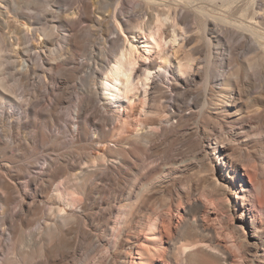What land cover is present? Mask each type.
<instances>
[{
    "label": "bare ground",
    "instance_id": "bare-ground-1",
    "mask_svg": "<svg viewBox=\"0 0 264 264\" xmlns=\"http://www.w3.org/2000/svg\"><path fill=\"white\" fill-rule=\"evenodd\" d=\"M6 2V5L0 2V14L4 15L0 22H4L10 29L9 33L14 35L10 40L7 33L0 34V88L11 101V107H14L11 96L14 88L6 76L8 58L13 59L12 63L26 82L33 75L41 76V72L45 81L48 77L54 79L55 73H64L67 86L77 75L76 69L69 67L74 63L70 48H79L92 56L95 53L93 42L97 37L107 44L100 49L103 63L97 59L95 62L91 57L95 62L90 64L93 89L91 95L81 93L77 100L74 108L75 135L86 138L91 133L96 145L111 143V136L118 141L106 147L105 152L82 158L75 165L78 171L69 173L63 180H59V172L65 166L52 170L49 163L44 167L43 171L47 173L41 180L30 176L28 182L40 192L48 193L53 189L50 218L37 227L36 248L20 250L23 253L16 255L19 248H24L26 230L33 224L25 215L26 203L21 200L16 216L20 217L18 226L23 235L15 244L12 238L14 255L7 256L3 264H71L68 250L76 252L77 248L74 242L64 241L63 235L71 231L80 211L95 208L93 195L101 186L97 180L102 178L109 180V186H116L118 194L114 197L119 200L114 205L108 202L100 210L109 214L103 222L105 231L116 230L114 256L110 260L107 258L104 264H259L245 253L257 250L260 245L264 251V164L259 162L250 148L252 146L248 145L253 141L256 143L253 146L264 142V0H135L144 10L134 19L135 24L122 18L119 12L114 16L119 34L117 37L107 35L106 38L104 35L111 29L109 15L94 9L93 0L84 1L83 9H73V12L60 15L63 17L61 26L68 27L70 31L63 38L60 35L53 38V29L38 28L37 24H43V19L23 11L19 0ZM97 13L101 16L97 17ZM82 22L87 24L81 25ZM197 23L205 33L202 39L207 46L203 40L200 42L198 36L190 35L197 29ZM90 26L102 32L99 35L91 30L86 32ZM211 32L214 37L209 36ZM227 35L229 40L224 43L223 36ZM214 41L220 48L227 46L234 56H238L239 49L244 51L248 44L258 53L228 72L226 55L221 49L214 50ZM42 53H47V58ZM215 53L222 56L220 64L214 62ZM34 54L40 56L42 70L34 61ZM156 57L159 61L155 60ZM156 76L173 79L174 86L171 87L176 90L188 79L195 81L199 77L205 81L204 92L196 96L202 103L201 114L210 113L204 121L205 127L201 120L196 121L175 111V104L150 105L157 101L152 91L158 88L153 86ZM216 80H221L220 93L210 97ZM62 94L52 106L56 111L64 102L65 95ZM166 95L157 96V99L170 97ZM171 98L177 100L176 97ZM137 99L141 106L140 114H160V124L138 120L133 132L129 133L131 126L125 119L119 127L107 130L110 123H115L116 117L105 114L107 110L104 107L102 110L98 101L104 100L102 104L105 107L106 104L119 105L123 101L132 107ZM241 103L249 107L248 115H243L241 107L238 108ZM93 104L95 108L91 110ZM25 112L28 114L29 109ZM221 113L225 117H236L223 124L219 119ZM6 114L12 117L14 124L17 118L13 119L15 112L10 110L2 111L0 122ZM174 118H178L177 123L173 122ZM215 125H219L217 134ZM226 125L229 129L225 128ZM202 130L205 134L209 132L206 142L209 151L201 146ZM243 137L246 147H243ZM176 145L190 153L180 160L169 161V174L179 170L180 187L173 181L158 184L144 181L136 200L122 205L127 190L126 177H136L139 170L138 166L127 167L130 158L139 157V153L145 154L147 160L161 154L168 157ZM241 165L244 171L240 176ZM116 171L119 176L115 175ZM132 187L135 188V183ZM130 189L128 194H132ZM160 191H165L166 195L158 199ZM11 200V197L4 200L6 208L0 214L4 220L15 217L8 212ZM183 203H187V207L184 212H178L174 221V211L178 204ZM114 210L119 211L116 219L111 215ZM214 211L220 213V221L212 220ZM90 216L94 218V212ZM60 235L62 239L57 245L55 241ZM89 240L90 247L80 264H86L105 239ZM3 242L1 240V244ZM59 249H64L61 262L54 255ZM257 256L262 261L260 264H264V253Z\"/></svg>",
    "mask_w": 264,
    "mask_h": 264
},
{
    "label": "rangeland",
    "instance_id": "rangeland-1",
    "mask_svg": "<svg viewBox=\"0 0 264 264\" xmlns=\"http://www.w3.org/2000/svg\"><path fill=\"white\" fill-rule=\"evenodd\" d=\"M19 1L23 4V7L21 8L23 11L30 14L34 18L43 19V24H37L38 28H46L50 30L53 29V38H57L59 35L60 38H63V35H67L70 31H68V27L61 26L60 22L63 17H60V15H66L68 12H73V9H83L84 1L87 0ZM93 1L95 3L94 9L98 8L100 11H104L105 14L109 15L110 18V32H106L104 35L105 37L103 38H106L107 35L111 37H117L119 34L118 25L116 26L117 23H115L114 18V16L118 15L119 12L123 15L122 18L128 19L131 21V23L135 24L134 19H136L138 15H141L144 11L143 9L139 8L138 3H135V0H107L109 3H111L110 6L105 0ZM0 2L3 5H6L7 3L6 0H0ZM2 9H5L4 6ZM182 11L183 10L181 9V12ZM189 12L192 14V16H194L192 11ZM12 14L13 13L10 15L12 16ZM96 16L100 17L101 15L100 13H97ZM0 18L4 19V15L0 14ZM82 23L81 25L87 24V22ZM191 24L195 25L193 22ZM196 27L197 29L192 30L190 35L195 37L198 36L200 42H202L203 34L205 37V33L201 29L199 23H197ZM9 30L10 29L4 25V22H0V34L7 33V37L11 40L14 34L9 33ZM88 30L89 32L93 31L96 35H99L102 32L95 26H90V28L86 29L85 31L87 32ZM209 36L214 37V33H209ZM223 39L225 41L224 43H227L229 36H223ZM203 43L204 46H207V43L204 40ZM214 43V50L217 51L221 49L223 55H226V60L229 62V65H226V71L228 72H230V69L232 70L236 64L246 63L248 58L254 57V55L258 53L257 50L248 44L246 45L244 51L239 49L237 51L238 56H234L232 53H230V49L227 46H222L220 48V45L217 41H214ZM61 44L63 43L61 42ZM93 45L95 48V53L92 55L94 61L96 62L98 60L97 62L103 63V56L101 57L102 54L100 49H104L107 44L105 45L104 40L97 39L96 37L94 39ZM70 49L72 51L71 57L74 61V65L71 64L69 67L71 69H76L77 75L76 78L69 83L70 85L67 84V86L65 84L66 75L64 73H55L54 79H50L48 77L46 81L44 79V75L42 76L43 72L40 73L41 76L39 74L38 76L32 74L33 76H31L30 81L26 82L20 77L17 66L12 63L13 59L8 58L6 60L7 80L14 88V93L11 94V96L14 98L12 99L14 107H11V101H8L5 96V92L0 88V115L2 114L3 110H10L15 112L13 119H17L14 120V124H12V117L6 114L7 116L5 115L3 122H0V214L6 208L4 206L5 198L11 197L12 200L8 212L15 215V217H9L7 220H4L0 215V238H2L0 239V264L5 262V258L7 256H12L13 254L12 238L14 239L13 243L15 244L17 243V239L23 235L21 227L18 226L20 217L16 216L18 214L16 212L20 206L21 200L26 203L24 212L33 224L31 225L30 229L26 230L27 241L25 242L24 248H19V250L16 251V255H18L19 252L23 253L20 250L32 251L36 248L34 239H38L39 237L36 232L37 227L40 222L43 223L45 219L50 218L49 208L53 206V197H51L53 189H51L48 193L40 192L35 188L34 185L28 182L30 176L37 177L39 180H41V178H43L47 173L43 171L44 167H46V164L49 163L52 170H57V168H60V166H65V168L59 172V180H63L69 176V173L78 171L75 165L82 158H88L89 154H100L105 152L106 147L113 145V143L118 141L111 136V143L104 142V144L99 143L96 145L91 133L87 135L86 138L76 137V128L74 125V108L76 106L77 100L81 96V93L87 92L90 95L92 93L91 90L93 89V80L90 75V64H95V62L91 60L92 56L85 51L74 47H71ZM5 53L7 54L8 52ZM46 54L47 53H42V56L46 57ZM215 54L214 62L220 64L222 56H218L217 53ZM155 60L159 61V58L156 57ZM34 61H37L40 66L39 68H41V59L38 54H34ZM42 69L43 67L41 70ZM46 82L48 83V86L46 85ZM213 83L214 88L210 92V97L212 95L215 97L218 96L221 90V80H216ZM204 84L205 81L197 77L195 81L188 79L186 82L181 83L180 89L176 90L171 87L174 86L173 79L167 80L156 76L153 86H158V88L152 89V91H154V95L156 97L154 100L157 101H152L150 105L154 107L156 106V103H165L170 105L175 104V107H173V109L175 108V111L178 113H185L188 116L195 118L196 121L201 120V125L204 124L205 127L204 121L206 122V117L207 115L210 116V113L206 112L202 115V103L196 99V96L199 93L204 92ZM178 91L179 93L176 95ZM61 93H64L62 94L63 96L65 95L64 102L56 111L52 108V106L56 98ZM164 93L169 94L170 97H163L158 100L157 96L166 95ZM171 96L176 97L177 100H173ZM98 102V105L101 106V109L104 107L103 109L107 110L105 114L116 117V119H114L115 123H110L106 128L107 130L110 129L112 131L113 129L119 127L120 122L124 121L125 119L129 120V125L131 126L130 131H128L129 133L133 132V128L138 120H146L157 125L160 124V114H140L141 106L138 99L134 101L132 107L128 106V102L125 101L119 105L116 103L107 105L105 103L106 107L103 106L105 102L104 100H100ZM240 107L243 111V115H248L249 107L245 104L243 105V103H241L238 108ZM94 108L95 106L93 104L91 110ZM26 109H29L28 114L25 112ZM234 110L235 109L231 111ZM219 115V119L223 121V124L225 121L233 120V118L236 117L235 115L229 117L226 115L225 117L224 113ZM177 121L178 118L173 119L174 123H177ZM209 123L210 125H214L212 121H209ZM262 124L264 125V121ZM218 126L215 125V128L218 129L215 134H217L219 131ZM225 128L229 129L227 125ZM208 135L209 132L208 134H205L204 130H202L200 134V143L202 148L204 147L205 150L208 149L206 146ZM211 135L213 137L215 136L213 132ZM122 137H120V139ZM243 142V147H246L247 143L245 142V139ZM255 144L256 143L253 141L248 145L252 146L250 147L251 150L256 153L257 157L259 158V162H261L263 165L264 142L253 146ZM177 147L178 146L176 145V149L173 151L174 154L172 152V154L168 157H166L165 154H161L155 158H152L151 160H147L145 154L139 153V157L130 158L131 161L127 167L138 166L139 170L137 172V176L134 178H131L128 175L127 177L125 176L127 181V190L125 192V200L122 202V205L129 204L130 202L136 200L138 192L140 191L141 185L144 181H149L154 184L168 183L173 181L177 182L178 188L180 187L181 184L180 180L178 179L179 170H176V172L173 174H169L171 170L169 161L180 160L185 158L190 153L184 147L180 149V146L178 148ZM111 159H113V157H111ZM243 171L244 168L241 165L238 172L240 176ZM165 172H168V174L164 175ZM115 175L119 176L117 171L115 172ZM135 179H137L136 182ZM97 182H100L101 186H99L97 191L95 190L93 195L94 202H96L94 206L95 208L93 210L90 209L84 212H81L79 209H77L80 211V213L76 218L74 226L72 227L71 231L63 235L64 241L74 242L75 247L77 248L76 252H74L73 249L68 250L71 264H80L82 260L85 259L86 253L90 247L89 239L91 238L93 240H105H102L100 247L93 251L86 264H104L107 258L110 260L114 256V240L116 230L112 229L110 231H105L103 222H105L106 217H108L109 214H104L100 210L101 207H106L108 202H111L113 205L115 202L119 203V200L115 199L114 197L118 194V192L115 190V185L109 186V180L106 178H102L101 180L98 179ZM133 183H135V188L132 187ZM130 188H132V194H128V192L131 190ZM165 195V191H160L157 193V198H162ZM186 207L187 203H183L181 205L178 204V208H176L174 211V221L177 219L178 212H184ZM68 210L71 212L70 207ZM103 211L107 212V210ZM92 212H94V218L93 216H90V213ZM118 212V210H114L112 212L111 215H113V218H117ZM211 217L214 222L220 221L221 219L220 213L216 214L215 211L212 213ZM224 225L227 226L230 225V223H225ZM115 226L116 225L112 223V227L115 228ZM86 231L89 233H87L85 236L84 234ZM61 237V235L58 236L57 240L55 241L57 245H60V239H62ZM1 240L4 241L3 244H1ZM63 251L64 249H59L54 254L60 262L62 260L61 254ZM263 253L264 251L262 249V245H260L257 250L252 249L251 252L245 254L248 256V258H252L256 263L260 264L262 261L257 256V254L261 256Z\"/></svg>",
    "mask_w": 264,
    "mask_h": 264
}]
</instances>
